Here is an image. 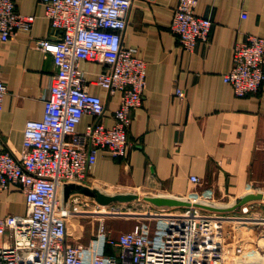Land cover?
Instances as JSON below:
<instances>
[{"label":"built area","instance_id":"obj_1","mask_svg":"<svg viewBox=\"0 0 264 264\" xmlns=\"http://www.w3.org/2000/svg\"><path fill=\"white\" fill-rule=\"evenodd\" d=\"M40 1L57 38L37 39L36 46L52 55L56 72L50 77L41 118L25 121L22 154L0 149V192L18 185L26 202L24 214L0 217V264H264V236L255 242L243 240L221 220L198 218L192 202L177 206L185 208L182 215L158 217L152 231L145 221L112 235L100 222L86 242L71 240L67 218L83 196L67 191L72 183L88 184L99 150L112 158L127 156V130L132 110L142 102L146 62L123 43L133 0ZM197 3L178 0L169 26L188 51L208 41L212 24L195 13ZM33 21L34 15L16 10L14 0H0L2 41L30 30ZM81 60L104 63L91 81L120 92L111 126L99 120L105 104L88 91ZM223 81L236 97L261 88L264 37L248 35L234 46ZM6 92L0 78V110ZM175 94L183 97L184 91L176 88ZM85 113L95 120L77 131ZM190 180L198 183L199 177L191 175ZM107 245L118 252L106 253Z\"/></svg>","mask_w":264,"mask_h":264},{"label":"crops","instance_id":"obj_2","mask_svg":"<svg viewBox=\"0 0 264 264\" xmlns=\"http://www.w3.org/2000/svg\"><path fill=\"white\" fill-rule=\"evenodd\" d=\"M22 14L34 15L30 30L0 38V78L7 87L0 110V149L19 157L25 121L41 118L50 77L56 72L52 55L36 40H56L57 31L44 15L40 0H14ZM178 0H133L123 43L146 62V87L141 105L131 112L129 150L112 158L99 150L89 168V185L118 192L140 190L172 196L194 204L220 206L241 199L264 236V84L242 97L223 81L234 46L248 35L264 37L263 0H198L195 13L210 18L207 42L184 49L169 30ZM242 15H245L244 17ZM88 91L105 104L100 121L113 124L120 92L94 84L106 65L81 60ZM184 91L183 97L175 89ZM95 116L85 113L77 124L83 131ZM191 175L199 182L190 180ZM203 206V205H202ZM216 208V207H215ZM218 208V207H217ZM217 211V210H214ZM26 212L18 185L0 192V217ZM105 252L117 253L107 245Z\"/></svg>","mask_w":264,"mask_h":264},{"label":"rangeland","instance_id":"obj_3","mask_svg":"<svg viewBox=\"0 0 264 264\" xmlns=\"http://www.w3.org/2000/svg\"><path fill=\"white\" fill-rule=\"evenodd\" d=\"M103 191L107 193H119L117 190L111 188H105ZM131 193H137L139 197L131 201H113L105 205L99 204L92 197L81 194L83 196L82 203L75 206L74 213L67 218L68 234L71 240L86 242L96 232L100 222L104 224L106 230L112 235H117L119 232L128 230L145 221H149L152 231L156 223L155 220L161 217V215H182V212L185 210L184 207L155 205L142 198V196L165 195L152 194L140 190H134ZM193 210L196 211L195 214L198 218L221 220L226 225H230L232 229H235L237 233H240L242 239L244 238L243 240H247L248 242L256 241L255 238H257L258 234L251 230L256 221L254 218L249 217L247 204L241 201V199L227 202L221 206L215 202H202L194 204ZM262 216H259V219L264 221Z\"/></svg>","mask_w":264,"mask_h":264},{"label":"water","instance_id":"obj_4","mask_svg":"<svg viewBox=\"0 0 264 264\" xmlns=\"http://www.w3.org/2000/svg\"><path fill=\"white\" fill-rule=\"evenodd\" d=\"M68 194L79 193L89 197L94 198L99 204L105 205L113 201H131L137 199L139 195L137 193H107L103 190H100L97 187L90 186L88 184L77 185L72 183L70 185ZM143 199L152 202L155 205L159 206H187L190 205V202L187 200H182L169 196H142Z\"/></svg>","mask_w":264,"mask_h":264},{"label":"trees","instance_id":"obj_5","mask_svg":"<svg viewBox=\"0 0 264 264\" xmlns=\"http://www.w3.org/2000/svg\"><path fill=\"white\" fill-rule=\"evenodd\" d=\"M107 253V252H106Z\"/></svg>","mask_w":264,"mask_h":264}]
</instances>
